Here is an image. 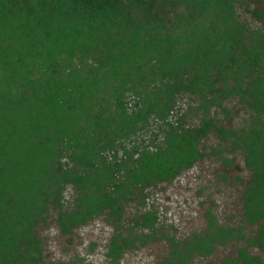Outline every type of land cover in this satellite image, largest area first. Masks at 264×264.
<instances>
[{
    "label": "trees",
    "instance_id": "obj_1",
    "mask_svg": "<svg viewBox=\"0 0 264 264\" xmlns=\"http://www.w3.org/2000/svg\"><path fill=\"white\" fill-rule=\"evenodd\" d=\"M210 135L225 169L242 154L255 235L207 211L202 233L162 235L156 264L242 241L219 264H263L247 247L264 252V0H0V264H75L44 254L49 222L69 236L103 217L111 263L146 246L150 189L207 156Z\"/></svg>",
    "mask_w": 264,
    "mask_h": 264
},
{
    "label": "rangeland",
    "instance_id": "obj_2",
    "mask_svg": "<svg viewBox=\"0 0 264 264\" xmlns=\"http://www.w3.org/2000/svg\"><path fill=\"white\" fill-rule=\"evenodd\" d=\"M242 18L254 28L259 24L249 13H242ZM233 122L238 123L239 117L234 118ZM217 145V139L213 135L208 136L202 143L207 156L183 171L171 183H163L150 189L146 208L157 212L160 228L146 246L128 251L119 261L111 263L105 253L113 229L103 217H99L74 230L69 236L61 234L52 222H49L47 228L41 226L44 254L54 262L75 264H156L168 253V243L162 235L183 239L194 233H202L207 225V211L212 212L219 225L241 224L243 233L250 238L254 237L255 226L249 227L241 223V195L249 178V172L243 166L242 154L238 150L225 154L227 158H233L230 167L225 169L220 158L210 152V147L216 148ZM222 174L225 179L221 177ZM134 208L133 204L126 205L125 222L130 220ZM244 246V241L232 242L224 247L217 246L212 256H195L191 264H205L209 261L219 264L224 258L235 256L236 249ZM247 250L260 257L264 264V252L256 247H247Z\"/></svg>",
    "mask_w": 264,
    "mask_h": 264
}]
</instances>
